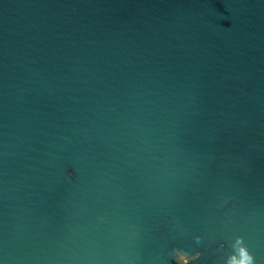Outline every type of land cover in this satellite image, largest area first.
Here are the masks:
<instances>
[{"label": "water", "instance_id": "1", "mask_svg": "<svg viewBox=\"0 0 264 264\" xmlns=\"http://www.w3.org/2000/svg\"><path fill=\"white\" fill-rule=\"evenodd\" d=\"M237 236L264 264V0H0V264Z\"/></svg>", "mask_w": 264, "mask_h": 264}, {"label": "clouds", "instance_id": "2", "mask_svg": "<svg viewBox=\"0 0 264 264\" xmlns=\"http://www.w3.org/2000/svg\"><path fill=\"white\" fill-rule=\"evenodd\" d=\"M196 242H200V237L197 236ZM234 251L228 255L226 258V264H253V256L249 253L246 246H244L242 238L237 236L235 242L233 244ZM175 251V260L177 264H185L184 257H187V264H189L190 260H194L197 258L199 253H195L193 256L189 257L185 252L180 250Z\"/></svg>", "mask_w": 264, "mask_h": 264}]
</instances>
